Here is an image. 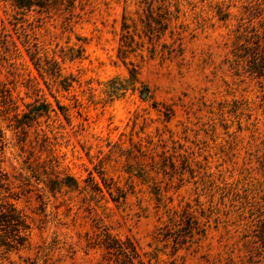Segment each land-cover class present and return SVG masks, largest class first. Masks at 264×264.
<instances>
[{"label": "rangeland", "instance_id": "rangeland-1", "mask_svg": "<svg viewBox=\"0 0 264 264\" xmlns=\"http://www.w3.org/2000/svg\"><path fill=\"white\" fill-rule=\"evenodd\" d=\"M31 1L0 0V203L30 224L0 264H129L105 243L134 264H264L220 204L264 187V75L238 38L250 0Z\"/></svg>", "mask_w": 264, "mask_h": 264}, {"label": "trees", "instance_id": "trees-1", "mask_svg": "<svg viewBox=\"0 0 264 264\" xmlns=\"http://www.w3.org/2000/svg\"><path fill=\"white\" fill-rule=\"evenodd\" d=\"M14 3L17 8L22 10H29L32 5L31 0H10ZM246 10V17L249 20L248 26L244 27L243 31H240L238 36L239 40H243L244 44H252L248 49L251 50L250 64L251 69L258 76L264 75V0H250L248 4L244 7ZM217 15L220 20H225L228 17V13L222 7H219L217 10ZM257 21V24L254 25L253 22ZM159 24V23H156ZM240 44L236 49L243 50L239 48L244 46ZM237 54V53H236ZM240 56V55H237ZM132 79L135 77V70L133 69L130 73ZM65 89H68V86L64 85ZM0 97H3L4 101L8 100V90L2 89L0 85ZM10 101V100H9ZM7 102V101H6ZM36 114V113H34ZM36 116V115H35ZM23 117H29L28 115H23ZM34 117V116H33ZM16 123L18 128H23L25 121L22 119H17ZM22 142H24L22 140ZM7 144L5 139L4 131L0 125V148L4 147ZM259 167L258 172L261 176L264 177V154L258 161ZM49 184L51 185V191L57 189L60 186H68L75 188L76 182L71 177H66L63 180H50ZM249 187H224L222 188L220 194V204L226 209L223 215L225 217L235 215L238 221H243L245 226V231L241 236V239L244 241V247L249 252L251 258L254 256L264 255V187L262 183L256 181H249ZM210 213L215 214L213 208H210ZM220 209H216L218 211ZM222 211V210H220ZM219 212V211H218ZM218 222V221H217ZM197 225L196 222H189L188 226L190 227L189 233L185 236H191V225ZM194 228V227H193ZM30 231V224L27 221V217L19 211L14 204L10 202L0 203V243L9 245V246H20L23 245L28 238ZM204 229L197 230V234L201 237L204 236ZM117 242V241H116ZM189 242V240H188ZM117 244V243H116ZM105 249L112 250L118 249L122 252L125 257V263H133V258H136V253L132 245H129L130 250L134 252L132 255L127 254L124 251V248L120 245L113 246L110 243L104 244ZM138 257V256H137ZM169 264H174L173 262Z\"/></svg>", "mask_w": 264, "mask_h": 264}]
</instances>
